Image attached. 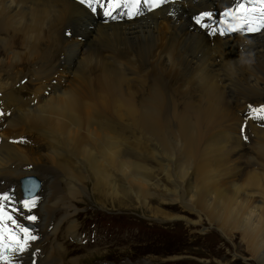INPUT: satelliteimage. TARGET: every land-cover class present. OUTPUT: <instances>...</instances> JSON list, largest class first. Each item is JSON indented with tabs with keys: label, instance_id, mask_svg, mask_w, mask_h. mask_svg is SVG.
I'll return each mask as SVG.
<instances>
[{
	"label": "bare ground",
	"instance_id": "6f19581e",
	"mask_svg": "<svg viewBox=\"0 0 264 264\" xmlns=\"http://www.w3.org/2000/svg\"><path fill=\"white\" fill-rule=\"evenodd\" d=\"M235 7L236 0H180L130 19L121 9L115 18L105 17L78 0H0V111L5 113L0 119H6L3 125L18 119L6 132L0 127V193L21 201L23 177L35 175L42 182L35 207L16 216L20 224L34 226L38 239L17 260L8 251L11 264H82L83 258H70L75 250L66 249L64 239L65 233L81 238L76 203L84 200V184L93 183L100 197L106 198L104 190L111 186L118 194L110 182L114 168L133 183L146 182L149 168L138 153L149 146L160 170L172 177L170 201L194 210L202 205L199 210L223 230H239L254 256L264 243V152L258 148L262 159L245 170L242 184L227 179L240 168L222 160L235 148L231 142L241 138L229 127L237 122L241 127L249 122L264 149V119L249 115V101L264 93V71L255 70L264 62V29L211 34L195 21L211 13L209 25L222 27L223 14ZM233 22L232 27L239 23ZM90 43L96 47L89 49ZM63 69L75 72L69 87L62 84ZM186 70H193V81H187ZM170 119L178 120L180 131L168 128ZM131 130L142 137L128 139ZM27 139L40 142L47 153L23 147ZM214 144L223 148L213 154ZM211 158L213 164L205 162ZM193 159L206 168L198 182ZM36 164L42 168L34 172ZM121 189L117 202H129L128 189ZM132 191L148 203L141 187L134 184ZM61 207L62 218L55 215ZM32 215L34 222L26 219Z\"/></svg>",
	"mask_w": 264,
	"mask_h": 264
},
{
	"label": "rangeland",
	"instance_id": "374dc122",
	"mask_svg": "<svg viewBox=\"0 0 264 264\" xmlns=\"http://www.w3.org/2000/svg\"><path fill=\"white\" fill-rule=\"evenodd\" d=\"M59 31L61 32L62 28ZM95 45L90 43L89 49H94ZM2 50L3 48L0 47V51ZM17 50L21 52L22 48L18 47ZM7 57H10V55L4 57L6 61H9ZM54 59H60V56H55ZM52 64H54V60H52ZM255 70L259 73L263 72L264 62H258ZM20 73L23 74V72ZM49 74L51 82H55L56 77L51 71ZM4 75L6 76V74ZM61 75L64 87H69L73 81L77 80L75 72L67 69H63ZM186 75H188L187 81H193L195 75L193 70H186ZM59 78L57 77V80ZM28 81L27 78L23 79L24 84H27ZM257 98H263L262 100H264V93L252 97L251 101H249L250 105H254L256 108L263 105L257 103ZM180 106L188 107L189 104L180 103ZM230 108L234 114L237 112L234 101L230 102ZM239 114L243 116V112ZM188 117L193 120L196 118L192 114ZM5 120L0 119L2 132L10 130L12 123L18 119L14 117L6 125H3ZM165 122L163 121V123ZM168 122V128L175 131L181 130L178 126V120L170 119ZM237 124H240V122L229 127H236L234 131L240 134L241 138L238 141L231 142V144L235 142V148L228 157L222 160V163L227 162L226 164H229V166L233 165L232 167L234 168L235 166L240 168L238 173H227L228 175H234L227 178L228 180L235 179L232 185L245 182V170L257 167L256 161L258 162L262 159L258 148L264 152L259 140L250 131L252 130L251 124L244 122L243 134L242 127ZM216 128L221 129L219 126H216ZM216 128L214 126V130ZM125 136H128L127 138L130 140L140 139L139 136L142 137L137 131L132 135V130L130 134L128 132L125 133ZM244 136L247 137V141H245ZM28 140L22 144L23 147L35 150L40 155L47 153L46 150H41L39 147L40 142L38 143V141L34 140L32 143ZM170 141L167 139L166 143ZM221 148L223 147L220 144H214L210 150L214 154ZM140 150H142V153L138 154L143 156L140 161H145L147 168H149L148 175L145 178L147 179L146 182L139 180L141 183H138V181L133 183V177H131L132 179L125 178L118 169L114 168L111 171L110 182L115 183L116 192L119 195L115 194V190L111 186L104 190L106 198L100 197L93 183L84 184L81 195L84 200L81 203H76L80 213L76 226L82 233L80 235L81 238L73 239L65 233L66 249L75 250L73 253L71 251L68 252V254L71 253L69 255L71 256L70 258L81 257L83 258L82 264H264V243L259 244L260 247L254 249L253 256L243 238V234L237 229L235 231L230 229L223 230L203 210H199L203 209L202 205H197L198 209L196 210L201 212V215H199L194 210L195 208L190 209L185 207L186 205L184 206L183 203L171 202L172 190L175 189L172 177L170 176V179L165 171L160 170L158 165L160 161L156 158L152 146H149L148 149H139V152H141ZM138 154L134 156H138ZM34 156L38 157L37 154ZM214 159L211 158L205 162L213 164ZM193 163V181L198 182L205 174L206 168L202 166L201 163L203 162L199 159L198 162L193 159ZM36 166L42 168L40 164H36L33 169L34 172ZM223 179L226 178L223 177ZM134 184L146 191L147 204L144 205L132 191ZM123 186L128 189L130 201L120 203L117 202V199L123 196L121 189ZM144 208L150 210V212L148 210L145 211ZM62 210V207L58 211L56 210L55 215L62 218ZM157 212L159 215L155 216ZM175 215H179L182 218L171 217ZM196 220L201 222L198 223ZM28 225L32 224H24V226L29 228ZM32 227L35 229L33 225ZM31 229L29 228V230Z\"/></svg>",
	"mask_w": 264,
	"mask_h": 264
},
{
	"label": "snow or ice",
	"instance_id": "6c2138e0",
	"mask_svg": "<svg viewBox=\"0 0 264 264\" xmlns=\"http://www.w3.org/2000/svg\"><path fill=\"white\" fill-rule=\"evenodd\" d=\"M79 2L81 4L86 3L93 12L97 8L101 9L104 16L110 18H115L113 13L121 8H125L127 11L124 15L131 19L142 14V7H146L147 10L151 11L161 7L168 0H79ZM230 15L232 19H228ZM223 16L229 25L225 28L220 27V24L209 25L208 22L212 20L211 13H202L195 18V21L198 25L207 27L211 34L218 32L220 35H225L232 31H238L243 34L245 32L260 31L264 29V0H236V7L231 13L226 11ZM233 19L239 22L235 27L231 26ZM225 20H222L220 23H224ZM257 20L260 21L259 24L256 23ZM2 115H5V113L0 111V116ZM249 115L253 119H264V105L258 108L250 105ZM244 139L247 141L246 136H244ZM36 199L31 194V189H26L25 198L21 201H15L13 194L0 193V264H11V260H17L20 255L29 250L31 242L38 239L33 234V231L20 224L16 218L21 210L30 212L35 207ZM16 204H19L20 207L17 208ZM26 219L34 222L36 217L32 215L26 217ZM6 251H10L11 260L6 258ZM33 264H35V260Z\"/></svg>",
	"mask_w": 264,
	"mask_h": 264
},
{
	"label": "water",
	"instance_id": "95a60500",
	"mask_svg": "<svg viewBox=\"0 0 264 264\" xmlns=\"http://www.w3.org/2000/svg\"><path fill=\"white\" fill-rule=\"evenodd\" d=\"M21 185L24 191V196L26 195V189H31V194L35 195L40 190L41 182L38 177L30 175L21 179Z\"/></svg>",
	"mask_w": 264,
	"mask_h": 264
}]
</instances>
